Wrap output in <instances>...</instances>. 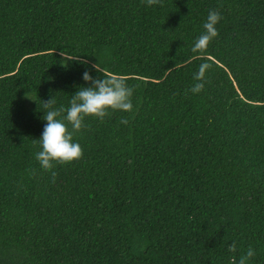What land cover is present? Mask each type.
<instances>
[{
    "label": "trees",
    "instance_id": "obj_1",
    "mask_svg": "<svg viewBox=\"0 0 264 264\" xmlns=\"http://www.w3.org/2000/svg\"><path fill=\"white\" fill-rule=\"evenodd\" d=\"M211 10L219 35L193 53ZM97 63L133 109L86 118L53 182L40 100L68 107ZM248 247L264 264V0H0V264H231Z\"/></svg>",
    "mask_w": 264,
    "mask_h": 264
},
{
    "label": "clouds",
    "instance_id": "obj_2",
    "mask_svg": "<svg viewBox=\"0 0 264 264\" xmlns=\"http://www.w3.org/2000/svg\"><path fill=\"white\" fill-rule=\"evenodd\" d=\"M144 2L148 6H153L160 4L161 0H144ZM221 19L222 14L219 11L211 10L209 12L203 25L204 32L197 37L192 47L193 53L205 52L210 43L218 37L219 32L216 25ZM80 62L88 63L86 60ZM91 67L102 73V77L94 78L86 70L83 73V80L89 86H79L78 91L72 95L68 107L62 105L57 107L55 96L46 101L40 100L45 113L43 120L46 121V124L41 138L33 140L34 144L39 143L40 145V150L35 153V159L43 170L51 174L53 182L57 175L54 171L56 164H69L83 157V148L79 143L74 142V136L88 127L85 123L86 118L95 117L103 122L110 112H131L133 109L134 87L127 84L126 78L107 71L99 63L92 64ZM211 68L212 64L209 62L199 66L198 72L193 76L196 83L190 89L193 94H199L204 90L207 83L206 73ZM27 98H29L28 95ZM38 106L41 107L40 104ZM121 123L127 124L128 121L122 118ZM228 250L235 253L237 251L236 243L233 242ZM255 255V250L248 247L240 255L238 261L233 256L231 264H248V261Z\"/></svg>",
    "mask_w": 264,
    "mask_h": 264
}]
</instances>
